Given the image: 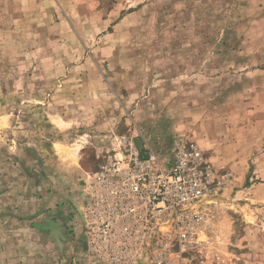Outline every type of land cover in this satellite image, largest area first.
Masks as SVG:
<instances>
[{
    "label": "rangeland",
    "instance_id": "rangeland-1",
    "mask_svg": "<svg viewBox=\"0 0 264 264\" xmlns=\"http://www.w3.org/2000/svg\"><path fill=\"white\" fill-rule=\"evenodd\" d=\"M126 138L205 158L174 264H264V0H0V144L63 141L83 193Z\"/></svg>",
    "mask_w": 264,
    "mask_h": 264
},
{
    "label": "built area",
    "instance_id": "built-area-1",
    "mask_svg": "<svg viewBox=\"0 0 264 264\" xmlns=\"http://www.w3.org/2000/svg\"><path fill=\"white\" fill-rule=\"evenodd\" d=\"M123 140L124 151L107 155L83 191L71 232L79 229L85 246L78 240L72 263L174 264L193 240L194 214L209 190L205 158L195 146L143 156Z\"/></svg>",
    "mask_w": 264,
    "mask_h": 264
},
{
    "label": "crops",
    "instance_id": "crops-1",
    "mask_svg": "<svg viewBox=\"0 0 264 264\" xmlns=\"http://www.w3.org/2000/svg\"><path fill=\"white\" fill-rule=\"evenodd\" d=\"M51 144H0V264H67L79 253L80 230L71 228L84 168L66 143Z\"/></svg>",
    "mask_w": 264,
    "mask_h": 264
},
{
    "label": "water",
    "instance_id": "water-1",
    "mask_svg": "<svg viewBox=\"0 0 264 264\" xmlns=\"http://www.w3.org/2000/svg\"><path fill=\"white\" fill-rule=\"evenodd\" d=\"M85 245V244H84Z\"/></svg>",
    "mask_w": 264,
    "mask_h": 264
}]
</instances>
